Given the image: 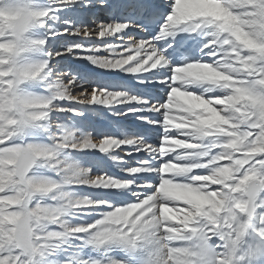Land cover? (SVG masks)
<instances>
[{
  "label": "snow or ice",
  "instance_id": "snow-or-ice-1",
  "mask_svg": "<svg viewBox=\"0 0 264 264\" xmlns=\"http://www.w3.org/2000/svg\"><path fill=\"white\" fill-rule=\"evenodd\" d=\"M0 264H264V0H0Z\"/></svg>",
  "mask_w": 264,
  "mask_h": 264
},
{
  "label": "bare ground",
  "instance_id": "bare-ground-1",
  "mask_svg": "<svg viewBox=\"0 0 264 264\" xmlns=\"http://www.w3.org/2000/svg\"><path fill=\"white\" fill-rule=\"evenodd\" d=\"M77 67H80L83 69L84 67H86V64H85V62H80V63H78ZM127 123L130 126H134L136 124V121L134 118H131V119H129V121Z\"/></svg>",
  "mask_w": 264,
  "mask_h": 264
},
{
  "label": "rangeland",
  "instance_id": "rangeland-1",
  "mask_svg": "<svg viewBox=\"0 0 264 264\" xmlns=\"http://www.w3.org/2000/svg\"><path fill=\"white\" fill-rule=\"evenodd\" d=\"M80 62H83V61H78V62H75V66H77V65H78V63H80Z\"/></svg>",
  "mask_w": 264,
  "mask_h": 264
}]
</instances>
